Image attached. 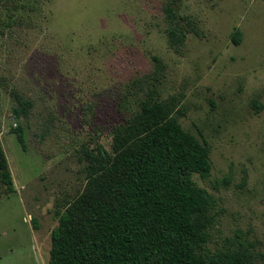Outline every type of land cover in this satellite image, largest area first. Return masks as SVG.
<instances>
[{"label": "rangeland", "instance_id": "374dc122", "mask_svg": "<svg viewBox=\"0 0 264 264\" xmlns=\"http://www.w3.org/2000/svg\"><path fill=\"white\" fill-rule=\"evenodd\" d=\"M166 3L0 0V137L16 189L0 200V264H50L56 210L86 183L83 148L111 151L113 129L152 98L210 149L211 175H194L218 200L209 248L248 243L264 264V0H180L198 26L180 48ZM13 90L34 104L27 120Z\"/></svg>", "mask_w": 264, "mask_h": 264}, {"label": "trees", "instance_id": "16d2710c", "mask_svg": "<svg viewBox=\"0 0 264 264\" xmlns=\"http://www.w3.org/2000/svg\"><path fill=\"white\" fill-rule=\"evenodd\" d=\"M179 1L164 5L165 33L174 48L188 34L198 35L197 23L181 13ZM155 61L157 71L149 78L158 80L162 64ZM137 83L139 94L156 93L148 80ZM12 97L13 117L27 120L33 102L16 90ZM175 109L148 99L113 129L111 151L101 144L83 148L86 183L56 210L50 264H256L263 258L243 242L209 248L218 200L194 175L203 180L211 175L210 149L184 130ZM17 139L25 148L22 130ZM15 191L0 137V200Z\"/></svg>", "mask_w": 264, "mask_h": 264}]
</instances>
